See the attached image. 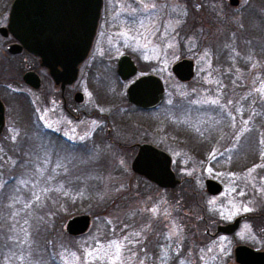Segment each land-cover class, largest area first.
I'll use <instances>...</instances> for the list:
<instances>
[{"label": "rangeland", "instance_id": "rangeland-1", "mask_svg": "<svg viewBox=\"0 0 264 264\" xmlns=\"http://www.w3.org/2000/svg\"><path fill=\"white\" fill-rule=\"evenodd\" d=\"M12 1L0 0V27L6 24ZM143 2L142 8L149 11L156 1ZM171 2L177 5L178 18L173 26L166 22L169 25L166 32L159 34L154 19L152 22L148 15L142 23L139 19L141 25L136 37L130 34L133 30L127 22L111 21L116 38L123 44H110V0H107L104 24L90 62L82 67L79 85L85 97L83 107L91 109L95 117L84 118L82 123L68 117L61 123L56 113L58 106L53 103L47 106L43 98L46 91L33 92L23 84L19 72L36 66V61L26 54L18 59L9 58L18 54L8 53L5 46L16 40L4 39L0 34V97L6 105L7 126L6 140L0 145V188L3 175L10 177L13 161L20 154L18 148L25 144L21 138L26 137L25 125L37 117L41 125L46 123L55 130L63 129L62 137L71 145L87 146L85 137L92 122L98 123V136L112 137L116 142L111 145L107 141L100 154L95 145L83 149V161L89 167L86 175L93 181L95 174L100 173L103 180L78 212L94 214L85 235L69 236L65 233L67 219L57 221L51 255L62 264H235L230 258L237 241L258 245L251 225L259 226L261 223L256 219L264 214V125L252 121L251 112L264 102V0H242L238 6H231L228 0ZM165 8L161 6L156 13L163 14ZM187 14L193 18L189 24ZM192 24L196 27L194 33L189 32ZM121 52L132 53L140 69L155 71L161 78L165 95L157 110L142 111L128 102L125 91L130 82L119 80L115 64L110 61L112 54L117 58ZM182 58L194 62L195 76L186 83L178 81L171 71ZM53 102L58 104L54 99ZM31 105L35 108L33 113ZM194 105L217 106L226 113H216V116L222 119L229 116L233 127L208 153L199 155L206 158L204 161L195 158L190 153L192 148L183 144L181 138L171 137V131H178L186 122L184 119H189L190 112L186 110ZM161 118L166 119L168 128H162ZM122 120L124 126L120 124ZM141 126L156 128L157 135L150 136V129H134ZM108 129L110 135H107ZM201 129L212 130L209 126ZM145 135L172 157L179 180L174 188H160L136 177L130 169L135 143L143 141L141 138ZM194 140L190 138L189 143ZM243 140L252 142L249 155L263 159L237 172L229 169V160L234 156L235 145ZM254 140L261 148L259 156L253 147ZM77 159L80 161L81 157ZM76 171L80 174L81 168ZM60 172H65L63 165ZM206 178L220 183L222 191L215 196L208 195L204 186ZM54 180H59L53 185L59 192L73 188L72 182L84 188L78 176ZM125 189L131 202L127 205L120 202L123 205H114L108 210L109 215H103L102 207L108 203L103 202L119 197ZM239 216L245 219L235 234L212 236L218 224H227ZM207 230L211 236L205 234Z\"/></svg>", "mask_w": 264, "mask_h": 264}, {"label": "trees", "instance_id": "trees-1", "mask_svg": "<svg viewBox=\"0 0 264 264\" xmlns=\"http://www.w3.org/2000/svg\"><path fill=\"white\" fill-rule=\"evenodd\" d=\"M228 64L233 65L232 62ZM23 72L24 70L20 71V75ZM263 106L264 102L262 107L258 106L257 109H253L251 118L252 121L264 125ZM188 111L190 112L189 119H184L186 122L178 127V131H171V137L181 138L184 141L183 144L192 148L190 153L195 158H202L199 155L208 153L211 146H216L223 135L227 134L228 130H232L233 127H230L231 119H228L229 116H225L223 119L222 117L218 118L216 113L223 115L226 112H222L220 108L213 105H194L187 108L186 112ZM185 113L181 114L183 118ZM226 118L227 120H225ZM165 120V118L160 119L162 128H168L165 125ZM220 121L221 124H219ZM25 126L26 137H21L25 139V144L18 148L20 154L16 155L17 158L13 161L10 177L5 178L3 175L0 188V263L62 264L60 260L57 258L55 260L51 255V240L57 221H64L82 211V205H85L92 190L94 192L97 190L103 180V175L96 173L93 181H90L91 177L86 175L89 173V167L83 161L85 157L83 149L89 148L88 146L59 143L53 138L48 139L43 125L38 121L33 125L30 121ZM203 126H209L212 130L204 131L201 129ZM190 138L195 140L189 143ZM106 143V138L98 141L97 152L99 154L102 153V145L105 150ZM251 144L252 142L249 144L243 140L235 145L234 156L229 160V169L243 172L255 162L262 161L263 158L257 157L255 159L253 155H249L248 152H252ZM253 147L256 156H259L261 148L257 140L253 141ZM235 153L238 154L235 155ZM78 156L81 157L80 161L77 159ZM103 158L104 156L99 161ZM201 160L204 161L206 158ZM62 165L65 169L64 173L60 172ZM78 167L81 168L80 174L79 171H76ZM63 175H65L64 177L70 176L71 179H77L78 176V181L83 184L84 188H79L77 182H72L73 188H66L64 192H59L57 187L53 186L59 180H54V178H59L62 181ZM153 187L157 188L156 186ZM60 193L63 194V201L60 199L62 197ZM106 202H108L107 205L102 207L104 209L103 215H109L108 210L114 205L122 204L120 202L129 204L131 197L128 190L125 189L119 197L106 200L103 203ZM181 202L182 200H180ZM92 215L94 216V214ZM25 240H27L26 243ZM23 244H25V248ZM185 250L187 249L185 248Z\"/></svg>", "mask_w": 264, "mask_h": 264}, {"label": "water", "instance_id": "water-1", "mask_svg": "<svg viewBox=\"0 0 264 264\" xmlns=\"http://www.w3.org/2000/svg\"><path fill=\"white\" fill-rule=\"evenodd\" d=\"M237 6L238 0H229ZM102 0H13L8 12L6 27H0V34H10L17 44L7 47L10 54L26 51L40 59L42 67L49 71L52 80L61 84L75 81L78 66L84 61L91 48L96 33ZM136 66L129 56H121L117 63V74L127 81L136 74ZM180 82H190L195 75L194 62L183 58L171 68ZM23 82L34 88L39 87V79L34 72L24 73ZM128 102L137 108L149 110L159 106L165 95L164 85L154 75L138 77L125 91ZM77 94L76 100L81 101ZM4 105L0 100V134L4 129ZM172 159L165 151L148 143L137 146L131 161L134 174L145 178L160 188L170 189L179 184L171 168ZM264 182V178H263ZM206 191L210 195L219 194L223 187L214 180H206ZM240 218L233 223L217 228L218 232L231 234L238 226ZM91 217L88 214L74 215L65 223V233L77 237L88 232ZM239 264H264V254L238 246L234 251ZM257 261V262H256Z\"/></svg>", "mask_w": 264, "mask_h": 264}, {"label": "flooded vegetation", "instance_id": "flooded-vegetation-1", "mask_svg": "<svg viewBox=\"0 0 264 264\" xmlns=\"http://www.w3.org/2000/svg\"><path fill=\"white\" fill-rule=\"evenodd\" d=\"M143 1L144 0H110V18L108 19V23L110 21V44H123V42L119 41L118 38H116L117 37L116 33L113 32V30H112L111 21L113 22V21H116V20H121L123 22H127L128 24L131 25V28L133 30V32H131V30L129 31L130 34L135 36V37H136V34L139 32L137 30L139 29L141 23L143 22V20L145 19V17L147 15L152 17V19H151L152 22H153V19H154L153 23H154V25H156L157 30L159 31V34L161 32H164V31L166 32L167 31V27L169 25L173 26V24H175V20L178 18V15L175 14L177 12V10L175 8L177 5H174L171 2L172 0H155L156 2L153 3L152 10L150 9L149 11H146L145 8H142L144 6V2ZM184 1L192 2L194 0H184ZM240 1H242V0H238V4H239ZM228 2H229V0H228ZM106 4H107V0H102V8H101L100 17H99L98 23H97L96 33H95V36L93 38L92 45H91V48H90V50L88 52V55L86 56L84 61L78 66V73H77V77H76L75 81L73 83H71V84H66L64 86V89H62V85L61 84H56L52 80V78H51V76L49 74V71L46 68L41 66L40 59L38 57H36V56L26 52V51H22L20 54H18L16 56L9 55V58L10 57L11 58H13V57L15 58L16 57L18 59L21 55L26 54V55H29V57H31L33 60L36 61V66H33V65L29 66V68L22 73L21 80L23 81L22 77H23L24 73H26L28 71L34 72L36 74V76L39 79V87L38 88H34V87L29 86V85H26L24 82H23V84L29 90H31L33 92H40V91H43V90L46 91V94L43 95V98H45V102H46L47 106L51 107L52 103L54 105L58 106V108L56 110V113H57L59 121L61 123L64 122L67 117L70 120L75 121L76 123H82V120L84 118H86V119L91 118L92 119V118L95 117V115H93V111L91 109L89 111V109L83 107V103L85 101V97H84V94L81 91V88H80L79 85H80V81H81V70H82V67L90 62V59L92 58V52L94 50L95 45L98 42V36H99L100 30L102 29V26L104 24V19H105V15H106V12H105ZM113 4L115 5V8H112ZM238 4H237V6H238ZM161 6L162 7H166V8H165V10H163V14H157L156 13V11H157L156 9L160 8ZM170 6H172V7L170 8ZM162 16H164V17H162ZM139 19H141V23L139 22ZM186 19H187L186 20L187 24H189V23H191L193 21V18L192 19L190 18V14H189V16L187 14V18ZM167 21L170 22L169 25H166ZM7 23H8V14L6 16V24L4 26H1V27H6ZM105 25H107V24L105 23ZM195 28L196 27L192 24V28L190 29L189 32L190 33L191 32L194 33V29ZM177 31L178 30H176L175 32H177ZM182 32L184 33V29L182 30ZM189 32H187V33H189ZM177 34L179 35V31L177 32ZM2 37L4 39H12L14 41V39L12 38V36L10 34H7L5 37L4 36H2ZM12 44H17V42L15 41V42H12L10 44H6L5 50H7V47L9 45H12ZM113 55L114 54H112L110 56V61H112V63L115 64L116 74H117V63H118V60H119V58L121 56L127 55L133 61L134 65L136 66L137 71H136V74L134 75V77H132L131 79L127 80L130 83L133 82L138 77L145 76V75H154V76L160 78L155 71H147V70L144 71V70L140 69L138 64L132 59L133 58L132 57L133 54L130 53V52L129 53L128 52H121L117 58H116V56L113 57ZM3 56H4V54H3ZM15 62H18V60H16ZM117 76H118V74H117ZM119 80H120V78H119ZM77 94H81L82 95L81 101H77L76 100V95ZM53 99L56 100L58 102V104L53 102ZM0 100L3 103V105H4V119H5L4 129L2 130V133L0 134V145H1L3 143V141L6 140V138H5V130H6L7 126H6V105H5V101L1 97H0ZM59 102L61 103V105H59ZM158 107H155V108L149 109V110H144V109L143 110L139 109V110L151 112V111L157 110ZM31 109H32V113L35 112L34 111L35 108H33V106H32ZM34 116H36V115H34ZM37 118H35L34 120H31L32 125L35 122L38 121ZM123 122H125V121L122 120L120 122V124L124 126ZM134 124H136V123H134ZM43 127H44L45 132L48 135V139L49 138H53L54 141H57L59 143H61V142L67 143V142H65L67 139L62 137V134H61L63 129L57 128L55 130L53 127L47 125L46 123L43 124ZM134 129L135 130H139V131L140 130L150 129V133H151L150 136H153V134L157 135V133L155 131L156 128H153V129L152 128H144V126H141V127H137V128H134ZM87 134H88V136L85 137L86 142H84V143L87 144L88 147H93L94 145L97 146L98 141L100 139H102L101 135L98 136L99 127H98V123L97 122L96 123L92 122L90 124V127L88 128V133ZM107 135H110V129L107 130ZM139 135L141 136L142 134H139ZM106 139L111 145H116V142L113 140L112 137L108 138L106 136ZM141 139L142 140L144 139V140L135 143L136 144L135 152H134V154H133V156L131 158V161H132L133 157L136 154L137 146L139 144H142V143L152 144L153 143L151 141L149 135L148 136L145 135ZM152 145L157 147L155 144H152ZM117 146H118V148H120V143H117ZM158 149H161V148L158 147ZM130 169H131V163H130ZM134 175H136V174H134ZM136 176H138V175H136ZM175 176H176V173H175ZM263 178H264V176L262 177V185H263V188H264ZM208 179H210V178H206L204 180L205 191H206L205 182ZM210 180H213V179H210ZM214 181H216V180H214ZM149 183H151V182H149ZM206 193L208 195H210L207 191H206ZM211 196H215V195H211ZM239 218H240V221L238 223L237 229L233 233H231V234L221 233V232H218L217 228L219 226H224V225L233 223L236 220V218L232 222H229L227 224H221V223L218 224L215 227V233L212 236L213 237H215V236H227V237L228 236H232L233 234L236 233V231L240 227L241 222H243L244 219H245L243 216H239ZM256 220H258L259 223H261V224L260 225L258 224L259 226H257V224L252 223L251 231H252L254 239L258 242V245H250V244H245V243L237 241L234 244L233 248H232V252H231V256L232 257L230 258L235 264H239V263H236L235 255H234L235 248L238 247V246H245V247L253 250L254 252H258V253L264 254V214H262L260 217H257ZM260 230L263 232V234H262V232ZM205 234L208 235V236H211L209 230L205 231Z\"/></svg>", "mask_w": 264, "mask_h": 264}]
</instances>
